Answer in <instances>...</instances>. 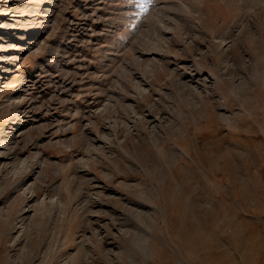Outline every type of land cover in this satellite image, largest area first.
<instances>
[{"label": "rangeland", "instance_id": "1", "mask_svg": "<svg viewBox=\"0 0 264 264\" xmlns=\"http://www.w3.org/2000/svg\"><path fill=\"white\" fill-rule=\"evenodd\" d=\"M190 1L0 0V217L20 218L11 234L0 224V264H155L144 244H164L178 210L189 229L221 222L210 214L219 208L242 227L237 232L257 227L250 245L228 251L230 264H264V130L255 142L241 136L255 105L233 113L222 107L217 123L205 124L218 86L246 77L233 73L241 60L264 70V46L255 48L264 45V0H220L241 19L224 27L203 22L207 12ZM239 40L248 53L232 47ZM246 72L252 75L250 66ZM248 83L254 101L258 84ZM92 102L90 115L102 112L104 120L81 125L91 139L103 128L101 139L90 155L72 153L76 113L86 116ZM126 133L170 141L177 156L168 170L153 154L150 167L147 159H122L130 151ZM220 155L229 162L219 164ZM75 156L85 166L68 189V208L61 173ZM170 173L166 196L160 188ZM144 178L149 194L140 191Z\"/></svg>", "mask_w": 264, "mask_h": 264}, {"label": "bare ground", "instance_id": "2", "mask_svg": "<svg viewBox=\"0 0 264 264\" xmlns=\"http://www.w3.org/2000/svg\"><path fill=\"white\" fill-rule=\"evenodd\" d=\"M190 1V0H189ZM189 5L198 11L201 12H207L206 18L203 19V22H209V24L213 27L217 24H221V27L228 26L234 21L241 20L238 14H231L227 11V7L225 4L220 3V0H196V1H190ZM258 17L260 18V15L258 14ZM203 22L199 26L201 32L204 30V24ZM260 29H261V35L264 40V24L260 23ZM248 32V26H244L242 29V33ZM211 37L214 36V33L210 34ZM198 43L201 44V40L198 39ZM242 41L239 40L235 42L232 47L236 50L243 49L245 52H249L248 48H245L242 46ZM260 46L262 45H256V54L260 51ZM254 64L250 62V60L244 59L241 60L240 67L238 70L234 69L233 73L237 74V71L244 73L246 76L244 77H238L237 75L234 77L233 80L226 83L224 86L219 85L216 90V98L214 96H210L209 98L212 100L211 104L209 106V112L205 124L207 125H213L216 124V116L218 115V112L223 107L225 109L228 108V110L233 113L235 107H239L241 111L246 112L249 109V105H255L254 106V113L255 116L251 115V118H248L247 120L241 121V125L244 128V130L241 132V136L247 138L249 141H257L261 139V131L264 130V87H262V84L264 82V70L259 69L258 65L253 66ZM252 69V75L253 77L249 76V72H246V68ZM241 79L239 83H237V80ZM248 80L253 83L258 89L256 99L254 101H250L248 99L249 95L253 94V86L245 87L244 85L249 84ZM244 86V87H243ZM180 88H182L181 85H179ZM243 87V89H242ZM61 88V87H59ZM182 94V93H181ZM223 98V99H221ZM238 98V100H235ZM242 98V99H241ZM105 98L103 97V100ZM63 103V102H62ZM102 103H100L101 105ZM86 107L89 108L86 116H81L80 112L78 111L76 114L80 118L78 119L79 122H77L73 127V133L75 134L73 139V144L71 146L70 152H77L79 154H88L90 155L92 152L94 153V146L92 145V141L95 143L96 140L101 139V131H104V129L100 128L97 131L96 137L91 139L89 135H87L84 126L81 125V120H88L92 117H95L98 119L99 122H102L104 120V116L102 115V112L99 113V115H90L91 113H94L92 110L93 102L89 105H86ZM104 110V109H103ZM112 110V109H111ZM109 110L108 113H111L114 115V111ZM104 112V111H103ZM222 118H224L222 116ZM109 123V122H107ZM106 124V122H105ZM138 129V128H137ZM204 129L203 124L199 123L196 129L193 131V134L199 138L200 132ZM64 131V130H63ZM141 132V131H140ZM228 133H234L233 130H228ZM58 131L52 133L57 134ZM128 133V132H127ZM126 133V140L125 144L130 149V151H127L125 153H121V157L124 160L132 161L134 158L138 157L141 158V160H146L145 163L147 166H152L149 164L148 156L153 154L156 155L158 159L161 160L165 168L168 170L166 166V162H168L170 159L175 158L177 155H174V153H171L170 151V141H165L163 139L159 141L150 140V139H138L135 140L130 134ZM137 136L139 134H136ZM191 138V136H188ZM63 153L68 156L67 151L62 150ZM189 157L191 158V153H188ZM71 159V164L68 166V168L65 170V173H61V177L64 181L68 179L67 191H63L62 195L63 197L66 196L69 199L68 208L72 203V199L70 198V194L68 192V189H73L77 183H80L82 181V178L79 177V169L83 168L85 166V162L76 161L75 157H69ZM198 160L203 162L200 155H198ZM164 161V162H163ZM223 162H229V157L220 155L218 159V163ZM250 164H247V169L250 168ZM93 168V169H92ZM91 170H96L95 166H92ZM84 170H86L84 168ZM169 172V171H167ZM71 174H74L75 176L70 177ZM171 173L169 174L168 182L165 184H161V192L167 196L168 191L170 190V186L173 184V180L170 177ZM117 178H115L116 180ZM84 180V178H83ZM152 180H156V176L152 175ZM144 183H146L145 187H141L140 191L143 190L144 193L149 194V190L147 189L148 186L152 185V182L149 178H144ZM48 187V186H46ZM129 187H138V186H129ZM50 188V187H48ZM63 188V189H65ZM153 195H156V200L161 203L163 206H166V200L164 197H159L157 192L154 190V188H150ZM47 190L46 188H43L42 191ZM155 198V196H153ZM164 199V200H163ZM99 202V201H98ZM67 206H63L61 211L63 209H66ZM67 208V209H68ZM23 211H26L25 207L22 209ZM180 210L177 211V214L175 217H172L170 220V223L167 225V233L164 236V244L159 243L157 241L151 240L147 244H144L143 253H148L149 248H152L155 251V258L154 262L155 264H230L231 260L227 257L228 251L231 250L235 245L242 244V245H250L255 239V235L257 234V227L254 225L249 228L246 232H237L242 231V227L237 225L236 223H232V220H227V211L224 208L216 209V211H210V214L217 215L218 217H221V222H218V224H209L206 226L199 227H187L189 229H184L185 226L184 223L181 222L179 219L180 216L185 214V211L179 213ZM1 215V212H0ZM178 217L177 221L176 218ZM232 217V216H231ZM231 217L229 219H231ZM20 218H17L14 216V213L10 211L7 214V217L5 219L0 217V224H7L9 230V234L13 232L15 229L17 222ZM91 227V224H89ZM187 225V224H186ZM194 228V229H193ZM40 232V231H39ZM37 233V236H41V233ZM168 236L172 239V242L169 240ZM220 239V241H219ZM221 242L226 247H220L219 243ZM223 241V242H222Z\"/></svg>", "mask_w": 264, "mask_h": 264}]
</instances>
